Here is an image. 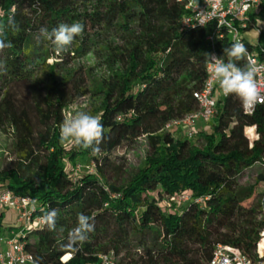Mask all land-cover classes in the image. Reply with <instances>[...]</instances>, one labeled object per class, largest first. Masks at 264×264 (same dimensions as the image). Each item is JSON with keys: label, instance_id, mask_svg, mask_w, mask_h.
<instances>
[{"label": "trees", "instance_id": "trees-1", "mask_svg": "<svg viewBox=\"0 0 264 264\" xmlns=\"http://www.w3.org/2000/svg\"><path fill=\"white\" fill-rule=\"evenodd\" d=\"M185 14L177 0H0V23L13 17L19 28L5 30L13 47L0 52L6 66L0 72V129L13 133L19 154L13 168L0 171V189L35 200L33 218L43 215L41 208L59 210L55 231L42 225L19 237L39 264H100L99 256L109 252L116 264H208L216 244L255 257L264 230V200L252 202L264 184V106L247 115L237 97L226 96L210 131H197L195 142L163 130L198 111L193 92L206 79L211 28H184ZM77 21L84 31L63 52L39 36L41 27L51 31ZM255 28L257 19L249 15L247 29ZM244 41L264 61V45ZM231 44L227 37L218 40L217 55L227 60L224 48ZM90 53L105 67L91 89L87 76L69 67L74 57ZM51 57L55 61L47 64ZM87 95L99 100V154L73 145L67 150L59 139L64 112ZM248 127H255L252 142L244 133ZM142 137L149 147L143 165L110 184L113 152ZM82 160L90 163L79 165L93 173L73 178ZM256 165L261 172L255 184L241 185ZM182 193L191 198L168 205V197ZM79 213L90 217L94 230L73 248L68 234ZM66 254L72 258L61 263Z\"/></svg>", "mask_w": 264, "mask_h": 264}, {"label": "built area", "instance_id": "built-area-1", "mask_svg": "<svg viewBox=\"0 0 264 264\" xmlns=\"http://www.w3.org/2000/svg\"><path fill=\"white\" fill-rule=\"evenodd\" d=\"M184 10L185 16L182 19L184 28H206L211 30L206 36V41L211 46L210 54L219 57L215 51V44L218 40L225 37L234 42H241L245 45V35L256 30L259 36L261 31L257 28H248L249 15L256 17L260 14L262 8L261 0H177ZM260 45V44H259ZM249 57L257 68L255 79L261 96H264V61H260L257 55L248 50ZM217 81L213 78L211 70L206 66V79L199 90L193 92V98L198 104V111L193 112L184 118L175 119L168 122L163 130L171 132L182 129V137L191 139L196 135L195 126L197 123L210 124L216 115L217 104L219 100L225 98ZM258 106H264V103L257 102L254 105L242 110L245 114L251 115ZM249 131V132H248ZM252 131V132H250ZM244 133L247 139L252 142L257 138L255 127L245 128ZM249 133H252L251 135ZM264 167V163L261 164ZM191 198L190 193L175 195L171 201L175 204H183ZM32 200L28 196H15L9 190L0 189V212L9 210L15 214L16 224L20 229L18 234L10 231L12 239H5L0 236V264H33L34 257L25 250L24 244L19 240L21 234L31 233L43 224L40 217L33 218ZM201 200H197L200 202ZM261 218L264 219V208H262ZM5 246V249L1 248ZM72 258V254H66L60 259L61 263ZM100 264H116L117 257L113 252L99 256ZM208 264H264V230L260 234V240L256 244L255 257L251 258L243 254L240 250L216 244L213 248L212 258Z\"/></svg>", "mask_w": 264, "mask_h": 264}, {"label": "clouds", "instance_id": "clouds-1", "mask_svg": "<svg viewBox=\"0 0 264 264\" xmlns=\"http://www.w3.org/2000/svg\"><path fill=\"white\" fill-rule=\"evenodd\" d=\"M11 28L15 32L19 31L13 17H9L7 23H0V52L5 48L13 47L11 41L5 42V30ZM84 31V25L77 21L71 24L60 23L49 31L46 27L39 29V36L49 41L54 50L63 52L72 44L77 36ZM224 55L227 60L217 57L214 54H205V64L211 70V74L217 81L223 95H234L245 108L254 105L257 102L264 103V96L260 95L258 85L255 79L257 68L249 57L248 49L239 41L232 43L224 48ZM245 61L244 66L238 64L239 61ZM6 70L5 62L0 61V72ZM59 139L61 143H69L77 148L91 149L93 154L101 152L100 145L104 140V126L101 120L87 111H77L71 117L65 118L60 124ZM33 201V208L36 206ZM40 217L41 223L49 231H55L58 209L44 210ZM94 230V224L88 215L79 213L77 223L69 231L68 245L73 247L78 243H83L88 239V233ZM40 258L33 261V264H39Z\"/></svg>", "mask_w": 264, "mask_h": 264}, {"label": "rangeland", "instance_id": "rangeland-1", "mask_svg": "<svg viewBox=\"0 0 264 264\" xmlns=\"http://www.w3.org/2000/svg\"><path fill=\"white\" fill-rule=\"evenodd\" d=\"M262 1L261 11H264V0ZM257 19V29L261 32H264V13L260 12L259 15L255 17ZM245 40L255 46L257 44L264 45V39L258 40V35L256 30L248 32L245 36ZM103 48V47H102ZM98 55V54H97ZM96 53H90L84 57H74L71 61L69 67L73 69H79L82 71L84 76H87L88 80L87 85L92 87L93 81H98L104 75L105 67L100 64L103 63L101 58H98ZM55 61L54 58H49L46 60L47 64H52ZM99 105V100L96 97L87 95L75 100L72 105L64 112V117L69 118L77 111H87L90 114L94 115V110L97 109ZM211 124V123H210ZM210 124L197 123L195 126L196 133L197 131H210ZM249 132V131H248ZM252 132V131H250ZM250 135L252 133H249ZM174 137L182 136V129H177L173 131L172 134ZM197 137H193L190 140L195 142ZM13 133L8 129H0V171L8 170L13 168L15 161L19 158V154L15 151L13 146ZM64 148L67 150L70 149L72 144L62 143ZM149 150L147 141L144 137L138 139L134 144L128 146H122L115 150L111 155L113 160V168L111 172H107L106 179L112 184L114 182L122 183L127 180L137 169H139L145 160L146 154ZM123 158V159H121ZM90 162L87 160L79 161L73 168L74 172L72 174L73 178H78L80 175L92 174L91 167H81V165H88ZM70 165H68L69 167ZM261 172L260 166L256 165L254 168L250 169L240 180L241 185L248 186L254 185L257 175ZM256 196L252 199L253 203H256L258 200H264V184H260L256 188ZM261 194V197L259 195ZM172 197H168L166 201L168 205H173L171 201ZM2 226L0 228V236L5 239H12L13 235H10V231L14 234H18L20 229L16 224L15 215L9 210H3L2 212ZM12 225L11 230L9 231L6 226Z\"/></svg>", "mask_w": 264, "mask_h": 264}, {"label": "crops", "instance_id": "crops-1", "mask_svg": "<svg viewBox=\"0 0 264 264\" xmlns=\"http://www.w3.org/2000/svg\"><path fill=\"white\" fill-rule=\"evenodd\" d=\"M0 214H2V212H0ZM14 214V213H13ZM3 215V214H2ZM15 215V214H14ZM12 225H8V226H6L7 227V229L9 228V227H11ZM8 230H11V229H8ZM1 248L2 249H5V246L4 245H1Z\"/></svg>", "mask_w": 264, "mask_h": 264}]
</instances>
